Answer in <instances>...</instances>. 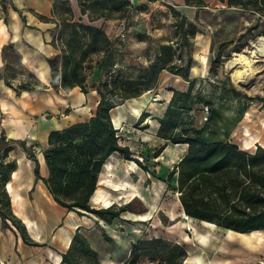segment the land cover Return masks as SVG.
I'll return each instance as SVG.
<instances>
[{"label": "rangeland", "instance_id": "374dc122", "mask_svg": "<svg viewBox=\"0 0 264 264\" xmlns=\"http://www.w3.org/2000/svg\"><path fill=\"white\" fill-rule=\"evenodd\" d=\"M129 1V9L114 12L107 18L110 21L125 19L129 27L127 37L123 41L119 40L113 25L106 26L105 33L110 39V46L105 52L89 53L84 63L88 75L94 67L102 68L103 72L96 71L88 76V84L94 81L100 85L103 80L108 79L109 70L114 71L111 76L118 74L126 78H138L146 74L147 65L156 64V56L160 54L162 47L170 46L173 60L176 57L182 60L177 65L172 63L173 71L182 77L186 65L190 62L188 75L189 79L194 80L191 97L183 109H179V106H182L179 95L172 103L173 112L181 110L174 136L203 137L208 141L229 140L248 152H254L257 146L264 148V61L253 63V67L257 68L254 71V93L237 87L230 76L233 69L230 62L237 57L236 53L246 50L244 54L250 57L252 44L259 36H264V0H233V6L224 5L218 11L204 10L199 16L200 21H196L197 24L192 22L193 36L186 35L190 27L185 26L184 18L166 4V1L162 2L165 7H154L151 4L154 7L151 9L148 0H140L138 3ZM53 31L57 38L59 27ZM68 37L69 30L66 29L57 43L63 46ZM104 54L107 55L106 58ZM53 61L56 65L60 64L58 57L53 58ZM133 61L137 64H133ZM114 62L119 64L117 68H114ZM1 63L0 70L14 87L17 88L19 83L24 82L35 90L21 89L16 96L14 92L9 93L4 81L0 80V209L7 217V224L1 231L4 235L2 239L5 240L12 232L21 236L26 245L20 249L3 245L7 261L0 258V264H32L31 261L36 257L40 261L35 264H59L62 259H59V254L68 249L63 246L60 238L64 235L66 246L71 236L66 229L70 220L81 224L79 232L86 237L90 246H93L100 264H120L119 261L128 264L129 253L135 243L139 245L142 253L137 264H154L152 256L159 257L157 251L164 252L166 248H156L150 244L152 238H161L163 234L171 238L178 233H184L192 240L200 232H207L203 227L195 225L196 220L181 211L176 174L171 179L168 178V173L182 156L183 148L168 145L158 157H154V153L163 144L155 136L156 120L165 115L173 94L168 98L167 87L157 84L152 90L143 92L149 95L150 102L145 104L143 111L137 116L131 110L129 100L111 111V117L117 120L116 126L121 130L119 135H122L123 141L126 140L134 156L138 157L145 167L136 162L130 163L131 160L112 156L104 167L118 184L112 185L109 179L100 180L93 197L89 199L93 208L112 205L116 210L124 207L127 212L137 216L138 221L132 222L123 218L107 221L95 215H79L73 210L70 211V216H73L70 219L66 208L53 200L46 185L42 181L34 182V161L29 154L37 158L41 164L40 173L43 174L44 152L49 148L43 137L45 132L66 126L72 121L85 119L92 113V109L80 115V108L68 103L69 99L80 91L79 87L72 91H56L51 86L50 79L41 82L30 67L21 63L17 50L8 47ZM121 64H126L129 68L126 73L122 72ZM193 67L194 70L198 69L199 73L193 71L196 77L191 78ZM13 72L16 73V79L11 78ZM186 81L187 87L182 91L187 90L189 86L188 80ZM157 94H161L162 102L151 101ZM4 102L14 104V109H10L13 118L6 113L8 109L2 108ZM28 103L34 104V124L42 121L37 127L38 133H33L34 139L8 137L5 129L7 120L22 121L26 126L29 125V119L23 118ZM205 105L212 107V110L208 120L203 122ZM147 113L150 114L149 117L144 116ZM122 119L125 122L119 123ZM2 133L5 134L4 137ZM101 171L100 169L98 179L100 176L105 177ZM4 177L9 180L4 182ZM238 177L244 178L241 173ZM224 178L231 186L230 180L234 177L227 175ZM111 189L117 191V194ZM204 224L211 227L207 222ZM72 228H75V223H72ZM193 229L197 231L196 234ZM76 231V228L72 231V237ZM209 233L208 236H216L214 230ZM220 233L218 231V234ZM221 237L219 236L220 239ZM235 237L248 242L251 248V264H264V246L256 244L262 242L264 233L252 236L238 234ZM162 240L166 244L173 243L167 241L166 237ZM234 247H237V244ZM79 261L80 264H89L88 255L80 253Z\"/></svg>", "mask_w": 264, "mask_h": 264}, {"label": "trees", "instance_id": "16d2710c", "mask_svg": "<svg viewBox=\"0 0 264 264\" xmlns=\"http://www.w3.org/2000/svg\"><path fill=\"white\" fill-rule=\"evenodd\" d=\"M78 2L81 14L87 15L89 22L98 18L107 19L112 13L122 12L131 7L129 0H78ZM185 2L188 5L203 3L202 0ZM230 3L234 1L230 0ZM52 12L54 14L58 12L59 22L51 20L56 22V28L59 27L60 31L58 37L53 36L50 43L59 50L56 57L60 58V64L56 65L53 59H47L50 65V84L56 91L79 87L81 92L86 93L88 74L85 72L84 63L89 53L105 52L110 46V39L101 27L80 20L75 21L65 0H54ZM184 21L185 26L190 27L186 35L193 36V24L188 23L185 18ZM184 23L181 25L182 29ZM66 29L69 30V37L66 43L60 46L57 40L62 39ZM8 47L13 48L9 43L1 49L2 60ZM172 60L171 47L164 46L156 56V64L150 65L146 69V74L138 78H126L118 74L111 76L114 71L109 70L108 79L103 80L97 87L100 100L94 114L85 121L49 132L47 137L49 148L44 152L47 177L41 175L37 158L29 154L34 161V182L42 181L53 200L67 210H73L79 215L94 214L107 221L118 218L121 212L126 210L124 207L116 210L112 205L93 208L89 203L90 197L97 189L100 169L113 154H118L124 160L136 162L141 167L145 166L134 156L128 145L120 142L121 136L113 124L111 110L125 99L152 90L157 85L158 75L162 69L179 75L173 71ZM189 68L190 62L182 74L189 82L187 90H173L165 115L158 120L159 126L156 131V136L166 142L187 145L185 155L168 173L169 179L176 174L177 190L184 214L238 232L250 233L253 230L264 229V148L257 146L254 152H248L229 140L208 141L203 137L174 136L181 110L173 112L171 107L177 95L182 101L179 109H183L191 97L194 80L189 79ZM0 78L7 86L15 89L16 94H19L21 89L35 90L24 82L19 83V87H14L1 70ZM11 78L16 79L15 72ZM262 101L264 104V98ZM210 108L212 110V107ZM4 135L2 133L3 137ZM166 142L158 148L154 157L160 155L166 147ZM240 173L244 178L238 177ZM227 175L234 177L230 180L231 186L224 178ZM8 180L4 177V182ZM0 218L2 226H5L7 217L1 209ZM149 243L156 248L161 246L166 248L164 252L157 251L159 257L152 256L154 264H182L187 255L185 248L176 242L166 244L161 238H152ZM80 253L88 255L89 264H100L86 237L77 230L68 249L61 254V262L80 264ZM141 255L139 245L133 244L127 263L137 264Z\"/></svg>", "mask_w": 264, "mask_h": 264}, {"label": "crops", "instance_id": "0c3cea01", "mask_svg": "<svg viewBox=\"0 0 264 264\" xmlns=\"http://www.w3.org/2000/svg\"><path fill=\"white\" fill-rule=\"evenodd\" d=\"M65 1L68 2V6L70 8V11L75 21L80 20L84 23L91 24L96 27H101L104 31H106L107 25H110V27H112L111 25H113V28L115 29L117 33L119 29L118 28L119 19L110 21L104 18H98L92 22H89L87 15L81 14L78 0H65ZM134 1L138 3L140 0H131L132 3H134ZM164 1H166L165 2L166 4L173 7V9H175V11L179 13L181 17H184L188 23L194 22L195 24H197L196 21H200L199 16L201 15L202 12H204V10L218 11L222 9L224 5L233 6L235 4V3H230V0H202L203 2L202 5H188L186 4L185 0H150V1L148 0V3L150 4V9H151V8L156 7L157 5L159 7H165V4L162 3ZM53 2L54 0H0V66L2 64L1 63L2 62L1 49L4 45L11 43L13 46V49L17 50L20 53L21 63L30 67V69H32L33 73L36 75V77L41 82H47V80L50 79V65L47 62V59H53L59 53V50L56 49L50 43L54 36L53 30L54 28H56V22H59L58 15H57L58 12H56V14L52 12ZM151 4L154 5V7H152ZM51 19H55L56 22L52 21ZM115 56H117V54H115ZM104 57L106 58L107 55L104 54ZM138 58H141V57H138ZM116 59L118 58L116 57ZM132 63L137 64L136 61H133ZM120 68L123 69L122 72H125V73L129 70V68L126 67V64L125 66L121 64ZM148 68L149 66L147 65V69ZM194 68L195 67H193L192 73L190 72L191 78L196 77V74H193V71L194 73H199V72H195ZM92 70L93 71L90 73V75H93L96 71L103 72V69L98 68V67H94ZM90 75H87V77ZM0 80L4 81L2 78H0ZM157 84L158 86H164L168 88V90H166V92L169 93L168 98H170L173 90L182 91L187 87V81L185 79H183L178 74H174V73L167 71L166 69H162L160 71L158 75V79H157ZM88 85L89 84L86 79V93L78 91L74 97L69 99L68 103H70V105L72 106L79 107L80 110L78 111H80L79 112L80 115H84L87 111L92 109V113L89 114V117H91L94 114L97 108L98 102L100 100V95L97 91V87L99 86V84L93 81L92 84H90L89 86ZM5 88L7 91H9V93L12 94L14 92L16 94L14 89L7 86L6 84H5ZM74 88H72L71 91ZM159 92L161 93V91ZM16 96L18 95L16 94ZM126 100L128 99H125L124 101L119 103L117 106H121ZM162 101L163 100H159L158 102H162ZM12 103H14V101H12ZM28 105H29L28 109L24 111L23 118L29 119L30 121L29 125L26 126L22 121H8L7 120L5 129H6V134L8 137L14 138V139L29 137L31 139H34L32 138L33 133H36V134L38 133L37 127L41 125L42 121L39 122L37 125L34 124L33 115L35 114V111H34L35 109L32 110V107L34 106V104L28 103ZM13 107H14V104H10V103L8 104L7 102H4L2 105V108L8 109L7 110L8 112L6 113L11 115L10 118H13V114H11L10 112V109ZM116 107H114L112 110H114ZM27 112H29L30 114L28 115ZM89 117L82 119L78 122L85 121ZM154 120H156L155 117H154ZM112 121H113L114 126L118 129V134H120L119 131L121 132V130L118 128V126H116L118 123L116 124L113 118H112ZM124 121L125 120L122 119L120 120L119 123H123ZM73 123H76V121H72L68 123L66 126L73 124ZM156 123H157V126L155 130V136H156V131L159 126L158 120H156ZM66 126H63V127H66ZM63 127H60L58 129H61ZM9 128L13 131L12 134H9L8 132ZM49 132L50 130L45 132V135L43 136L46 142H47V137H48ZM122 138L123 137L121 135L120 142L128 145L126 140L124 142ZM156 138L159 141H161V143L166 142L164 139L158 138L157 136ZM168 145H177L183 148V154L179 158V160L185 155L187 151L186 144H172L167 141L166 147ZM112 156H116V158L118 157L122 159L118 154H113L108 158L107 161H109ZM101 170H102L101 173L103 172L105 177L104 178H101V176L99 177L97 187L99 186V182L102 179H105V180L109 179L112 185L118 184V181L117 180L115 181V179L113 177H110L109 176L110 174L105 171L104 165L102 166ZM41 175L43 177L48 176V169H47L46 164L44 167V173ZM103 189L106 190V187H104ZM111 191H113L114 194H117L116 193L117 191L112 190V189ZM180 208H181V211L184 212L181 202H180ZM66 211L68 212L67 216L71 219V217H73V216H70L71 210L66 209ZM125 212H127V209L121 212L120 216L115 219L117 220L119 218H123L125 220L132 221V222L138 221L137 216L135 215L133 216V214L130 212H127V213ZM89 215H94V214H89ZM194 220H196L195 225L203 227L204 230H207V232L206 233L200 232L195 238L193 237L192 240L189 238L188 235H185L184 233H178L174 236H171V238L168 237L169 235L167 234H163V236L161 237L162 239L163 237H166L167 241L176 242L177 244L185 248L187 255L184 261L182 262V264H251L250 263L251 248L248 242L241 241L239 238L236 239L235 237L238 235L237 233H249V232H238V231H234L231 229H226V228L217 226L214 223L204 221V220H199L196 218H194ZM69 222L70 223H68V228L66 229L69 231L71 236L66 246L63 241L64 235L62 236V238H60V241L62 242L63 246L66 249L68 248L70 244L71 237H72V231L75 230V228L79 231L81 229L80 223L74 222L72 220H70ZM204 222L213 224L214 226L212 225H210L211 227L205 226L206 224H204ZM72 223L73 224L75 223V228H72ZM181 225L182 224H180V226ZM2 227H3L2 221L0 218V253H1L0 258H2L4 261H7V256H5V253L3 252V245L7 246L8 248L10 246H16L18 249H20L21 247L23 248L26 245L24 244V242H22L23 240L21 236H16V234L12 232L10 236L6 237L7 240L6 239L3 240L2 238L4 235H2L3 233L1 232ZM213 230L214 232L216 231V236H215L216 238L214 236L213 237L208 236L210 234L209 232L212 233ZM227 230H231L232 232H236V233L231 234L227 232ZM218 231H220L221 233L218 234ZM258 231H262L261 233H264V229L253 230L251 232L257 233ZM219 236H222L221 237L222 239H220ZM236 244H237V247H234ZM256 244L264 246V239L262 240V242L256 243ZM91 247L94 250L93 246ZM59 256L61 259V254H59ZM38 261H40V259L36 257L34 258V260L31 261V263L35 264ZM119 262L120 264H122L124 261L123 262L119 261ZM253 264H261V263L254 262Z\"/></svg>", "mask_w": 264, "mask_h": 264}, {"label": "bare ground", "instance_id": "6f19581e", "mask_svg": "<svg viewBox=\"0 0 264 264\" xmlns=\"http://www.w3.org/2000/svg\"><path fill=\"white\" fill-rule=\"evenodd\" d=\"M253 50H251V56L248 57L244 54V52L246 50L241 51L240 53H236L237 57L234 58L230 64L232 66V72L230 73L231 76V80L232 82L239 87L240 89L246 91V92H255V81H254V71L257 69L256 67H253V63L257 62V61H264V36H259L257 38V40L252 44ZM205 62V61H204ZM195 71L197 72L198 69H195ZM129 105L131 110L134 112L135 116H137L141 111H143L144 106L147 102L149 101V95H140L137 97H132L129 98ZM161 100V94H157L155 95V97L152 98V102L153 101H159ZM135 103V104H133ZM115 117V116H113ZM114 122L117 124V120H115V118H113ZM125 122V121H124ZM52 124V123H51ZM122 125V124H121ZM9 134H12L13 131L9 128L8 129ZM248 142V141H246ZM245 149V148H244ZM109 161H107L104 166L108 163ZM130 163H133V161H129ZM23 173V172H21ZM21 183V182H20ZM19 183V184H20ZM17 184V183H16ZM15 184V185H16ZM11 185V183L9 182V186ZM13 189V188H12ZM11 189V190H12ZM19 191V190H18ZM14 192V191H13ZM16 193V192H15ZM14 195V194H13ZM17 195V194H15ZM14 201V200H13ZM23 201V200H22ZM21 206V205H20ZM20 209V208H19ZM26 215V214H25ZM190 218V217H189ZM32 222V221H31ZM209 224V223H208ZM213 225V224H210ZM214 226V225H213ZM37 227V226H36ZM192 228V227H191ZM227 232L231 233V230H227ZM262 231H258L256 232H250V233H238L240 235H248V236H252V235H257L260 234ZM193 233L196 234L197 231L195 229H193ZM236 233V232H234ZM262 240V239H261ZM60 259V258H59ZM58 259V261H59ZM57 261V262H58ZM61 263V262H60ZM59 263V264H60ZM62 264V263H61Z\"/></svg>", "mask_w": 264, "mask_h": 264}, {"label": "built area", "instance_id": "2783aa9c", "mask_svg": "<svg viewBox=\"0 0 264 264\" xmlns=\"http://www.w3.org/2000/svg\"><path fill=\"white\" fill-rule=\"evenodd\" d=\"M118 31H117V38L121 41H123L126 37H127V32L129 31V27H128V24L126 22L125 19H120L119 20V24H118ZM182 62L181 58L180 57H176L174 60H173V64H180ZM118 64H114V68H117ZM210 110L211 108L208 106V105H205L203 107V117H202V121L205 122L208 120L209 116H210Z\"/></svg>", "mask_w": 264, "mask_h": 264}]
</instances>
